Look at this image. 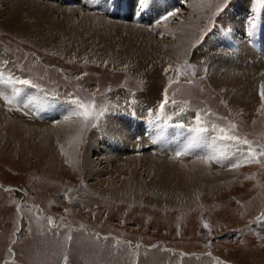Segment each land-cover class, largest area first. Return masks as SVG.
Listing matches in <instances>:
<instances>
[{
	"label": "rangeland",
	"instance_id": "obj_1",
	"mask_svg": "<svg viewBox=\"0 0 264 264\" xmlns=\"http://www.w3.org/2000/svg\"><path fill=\"white\" fill-rule=\"evenodd\" d=\"M233 2L239 8L256 7L255 0H230L228 10ZM218 3L220 0H189L175 27L184 23L195 30L198 43L201 32L211 27L216 18L218 23L221 14L213 17ZM82 35L89 37L87 32ZM98 37L82 41L83 45H79L86 48L82 53L104 55L96 46ZM201 44L195 45L200 48ZM0 51L14 70L41 87L42 93L53 91L83 98L96 93L98 106L109 105V110L120 107L124 104L121 100L126 98L153 107L152 103L161 102L168 82L163 72L168 67L165 65L134 71L135 67H120L116 62L86 56L75 58L2 28ZM105 57L117 58L108 53ZM185 60L193 65L195 75L190 71L169 94L176 92L177 100L189 101L185 105L189 111L210 109L216 113L204 116L209 123L223 126L224 121L217 117H227L238 125L240 135L264 143V115L258 111L260 97L255 104L232 101L222 88L213 84L204 56L190 55ZM78 76L82 78L77 80ZM185 79L193 83L187 84ZM177 88L180 90L176 91ZM96 128L83 130L77 142L59 141L58 154L50 161L57 164L54 170H48L45 158L37 161L30 158L24 163L0 156V264H66L65 254L69 257L67 264H215L208 253L231 264H264V226L254 221L264 209V167L255 163L242 166L241 171L236 169L228 179L217 180L214 193L208 194L200 187L189 202L155 200L146 195L133 197L116 187L119 179L110 180L116 173L104 176L108 177L106 184H102L103 180L95 183L87 174L85 163L98 151L95 147L86 154L89 136ZM142 172L140 168L138 178L143 180L145 171ZM240 183L253 185L244 196L241 194L246 188H241ZM247 195L251 198L243 200ZM48 218H53L52 225L48 224ZM204 223L209 224L211 231L204 228ZM234 229L240 232L239 238L231 237ZM69 234L71 241L67 240ZM178 250L189 256L180 255Z\"/></svg>",
	"mask_w": 264,
	"mask_h": 264
},
{
	"label": "bare ground",
	"instance_id": "obj_2",
	"mask_svg": "<svg viewBox=\"0 0 264 264\" xmlns=\"http://www.w3.org/2000/svg\"><path fill=\"white\" fill-rule=\"evenodd\" d=\"M131 3L130 1L129 6H132ZM172 6L180 9L176 18L155 27L142 28L123 20L125 17L122 14H118L121 21L119 22L112 17L103 18L92 13L89 10L90 3L86 1L67 5L58 3V0H0V28L53 51L68 53L75 58L86 56L102 62H116L120 67H135L134 71L136 68L146 70L159 64L174 65L190 55H202L209 62L207 73L212 77L213 84L222 88L228 98L250 103L257 101L260 97V85L264 82V53L256 55L258 52H264V10L258 15L256 31H249V21L243 18L244 11L239 15L234 12L236 7L239 8V4L232 7L226 15L219 16L216 30H221L231 41H237L232 49L224 45L221 37L214 32L205 38L200 48H193L192 45L197 43L199 35L184 23L175 27L179 16L185 11L184 7L177 4ZM243 8L246 10V5L239 9ZM260 27L262 29L259 31ZM85 32L89 33V37H83ZM161 33L164 35L161 36ZM241 34H245L246 40L239 37ZM97 35L99 37L95 42L96 46L104 55L90 56L82 53L86 48L82 49L81 42ZM251 41L261 42L262 45L256 51L249 47ZM113 42L120 47H114ZM106 53L117 58H106ZM0 69L4 70L5 77L11 74L20 79L19 72L14 70L1 51ZM19 87L29 100L43 95L39 90L28 93L32 88ZM0 91L11 95L12 86L0 84ZM52 97L50 95L47 98L50 103L36 100L50 110V114L39 110L41 114L56 115L55 118L49 117V121L35 114L32 118H22L18 114H22L21 112L9 111L11 106L0 99V156L24 163L30 158H34V161L45 158L48 170L57 167L56 163L53 165L50 161L58 154V142H77L82 131L79 118L68 121L63 119L65 110L69 108L67 101ZM136 109L143 112L139 113ZM157 109L152 108L149 103H137L135 107L124 103L120 107L118 105V108L110 109L100 119L97 128L91 132L87 145L86 154L92 153L93 148L98 147V151H94L95 157L85 163L91 180L95 183L103 180L102 184H106L108 177L105 180L104 176L116 173L110 180L119 179V185L116 187L133 197L146 195L147 198L155 200L170 198L189 202L200 187L212 194L217 190V180L224 181L237 172L236 169L224 170L204 163L201 157L208 153L206 149L195 150V156L189 159L169 157L165 152L152 154L147 148L143 150V141L147 144H160L164 139H168L172 147L182 141H185V144L189 142L187 134H180L182 130L177 127L178 123H175V115L165 111L163 116L156 119ZM184 116L186 117H183L182 123L193 126V114ZM135 118L137 120H134ZM206 136L210 138L208 143L211 144L214 133L210 131ZM215 143L220 144L219 148L223 144L222 149L231 152L228 142L217 140ZM158 149L159 147H156V150ZM170 154L175 153L170 151ZM238 157L241 158V155L238 154L236 158ZM125 164L126 168L123 167ZM140 168L145 171L143 180L138 178ZM110 184L114 185L113 182Z\"/></svg>",
	"mask_w": 264,
	"mask_h": 264
},
{
	"label": "snow or ice",
	"instance_id": "obj_3",
	"mask_svg": "<svg viewBox=\"0 0 264 264\" xmlns=\"http://www.w3.org/2000/svg\"><path fill=\"white\" fill-rule=\"evenodd\" d=\"M167 0H132L133 3V15L135 17H140L144 14H151L153 12H160L162 7L166 6ZM113 3L116 6V0H113ZM230 4V0H220V3L216 5L215 12L213 13V17L216 15L226 11ZM256 9L258 10L260 6H264V0H255ZM180 12L179 8H173L172 10H166L163 14H160L159 17L154 21V25H160L162 23H167L170 19H174L177 17ZM212 21L210 19L209 25H211ZM249 31L256 27V19L254 16L249 17ZM210 27L206 28L201 32L200 40L205 38L206 32L210 31ZM161 36L164 34L161 33ZM193 48L196 45H192ZM191 71L192 75H195V71L193 70V65H191L188 60H185L183 64H177L173 67L171 64L166 67L163 72L164 75L168 77L167 86L163 90V98L161 102L158 104V109L155 110V118L159 119L160 116L165 114L166 108L171 106L178 105H187L189 101L187 100H177L175 98L176 92H172L170 95V90L175 85H180L182 78H186ZM84 75H87L86 73ZM82 77H76L77 80H80ZM187 84H192L193 80L185 79ZM0 84L10 85L12 86V94L6 95L3 91H0V99H3L5 104L8 106L16 105L17 111L20 110L23 102L18 100L22 92V88L19 86H30L33 89L39 90V86L34 84L30 79H17L13 75L9 74L7 77L4 76V70L0 69ZM180 89L177 88L176 91ZM109 92L112 91L111 88L108 89ZM203 91V89H201ZM48 92H44L42 96L33 97L29 103H33L35 106V101L39 100L41 102L50 103L48 101L49 97ZM260 108L259 112L261 115H264V82L260 85ZM69 108L65 110V114L63 119L65 121L72 120L73 118H79L81 123V131L87 129L88 127H96L100 119L105 116L109 112V105H105L103 107L98 106L96 100V93H91L87 98H83L79 95H73L67 101ZM221 103L226 105V102L221 100ZM9 111L13 110L11 107L8 109ZM185 109L183 107L180 108V111L183 112ZM153 112V110H150ZM204 116H216V113L211 112L210 109L207 110H198L196 111L193 118V126H188L183 124L182 122L177 125L182 131L181 135L187 134L189 137V142L184 144L179 150L175 152L174 158H179L181 156L191 154V149L196 146L204 145L209 148V151L206 155L201 157L204 163L216 162L218 164H226L230 169H239L246 164H260L264 167V143L253 141L248 139L247 137L241 136L238 131V125L233 121L229 120L227 117H217L218 120L224 121V125H220L217 123H212L210 127L206 126V121L203 119ZM59 121H57L58 123ZM255 123V121H253ZM212 131L215 136L212 138V145L215 144L217 140L228 142V145L231 148V152H226L224 149L213 147L208 143L209 137L206 136L207 133ZM61 152L64 153L63 147H61ZM240 154L241 158H236V156ZM71 191V189H69ZM67 198V194H65ZM19 210V209H18ZM67 211V210H66ZM258 219L264 220V214H262ZM48 224L52 225L54 223L53 218H48ZM204 228L209 229L211 231L208 223H204ZM17 231H20L18 228ZM67 240L71 241L72 236L69 234L67 236ZM15 243V241H13ZM130 244V242H128ZM135 247L139 248V245ZM155 247V246H153ZM184 255V254H182ZM211 256V253H208ZM64 261L67 264L69 257L67 254L63 256ZM215 264H225V262L217 259Z\"/></svg>",
	"mask_w": 264,
	"mask_h": 264
},
{
	"label": "flooded vegetation",
	"instance_id": "obj_4",
	"mask_svg": "<svg viewBox=\"0 0 264 264\" xmlns=\"http://www.w3.org/2000/svg\"><path fill=\"white\" fill-rule=\"evenodd\" d=\"M243 168V167H242ZM242 168H240V171H241V169ZM252 177V176H251ZM245 178V177H244ZM253 179H254V176L252 177ZM243 180V179H242ZM255 182V181H254ZM241 184V188H246V191L245 190H243L242 191V196H244V195H246L247 194V192L249 191V190H251V187L253 186V185H251V184H246V183H240ZM257 190V188L255 189V191ZM251 192V191H250ZM249 193V192H248ZM251 197L249 196V195H247V196H245L244 198H243V200H245V199H250Z\"/></svg>",
	"mask_w": 264,
	"mask_h": 264
}]
</instances>
